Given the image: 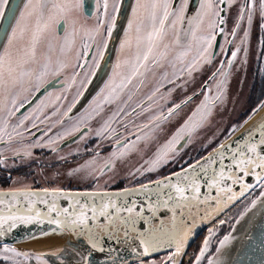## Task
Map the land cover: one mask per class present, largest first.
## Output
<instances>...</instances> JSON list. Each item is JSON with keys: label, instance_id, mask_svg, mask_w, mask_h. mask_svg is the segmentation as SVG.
I'll use <instances>...</instances> for the list:
<instances>
[{"label": "snow or ice", "instance_id": "snow-or-ice-1", "mask_svg": "<svg viewBox=\"0 0 264 264\" xmlns=\"http://www.w3.org/2000/svg\"><path fill=\"white\" fill-rule=\"evenodd\" d=\"M130 8L111 74L88 107L73 116L93 77L102 63H107L105 54L118 27L123 0H94L89 14L85 0H23L22 6L0 0V20L7 21L0 26V166L7 167L5 152L21 161L33 158L36 148L56 154L59 143L69 137L76 138L75 153L79 155V142L95 136L98 141H109L111 151L102 157L99 143L96 149L85 148L93 155L67 171L69 177L98 178L134 153L143 158L153 145L156 147L151 157L131 175L158 172L192 143L194 133L212 121L217 108L223 109L229 78L248 63L253 28L258 26L264 34V0H199L192 12L190 0H135ZM61 25L63 35L58 33ZM218 34L225 41L220 54L227 59H217L214 49ZM260 46L264 55V37ZM205 71L215 92L205 82L199 93L193 89L192 95L167 106L165 113L173 92L180 89L187 93L196 74ZM54 81L61 84V94L55 97L48 92ZM166 84L172 87L162 93ZM144 87L149 88L148 93L134 101ZM42 90L45 98L27 113L17 115ZM69 91L72 100L63 108L59 102L67 100L64 93ZM198 95L203 99L191 115L175 131L166 133L164 124ZM260 108H264V101L252 110L253 114ZM251 119L249 115L244 124ZM93 121H98V126L93 127ZM235 131L233 127L232 133ZM161 134L165 135L163 143ZM234 143L235 148L232 142H220L207 155L186 162L180 171L149 178L139 187L119 192L104 188L77 193L62 188L36 189L10 176L12 186L0 189V240L21 227L48 225L53 233L83 242L79 246L69 242L67 247L50 253L59 264H96L95 253L106 257L100 264H184L186 248L198 225L218 218L254 187L243 177L253 176L259 195L249 197L235 216L218 219V225L227 222L234 232L254 209L264 210V117ZM211 144L208 140L202 146ZM67 158L58 157L65 162ZM225 159L231 163L226 165ZM237 184L238 193L233 190ZM204 186L207 192H202ZM213 190L215 195L211 194ZM137 194L144 196L147 214L143 206L137 210L136 200L129 203L128 197ZM61 199L67 201L66 207L59 203ZM121 199L123 203H119ZM215 235L209 229L188 264H231L226 259L233 241L231 232L217 238L214 255H206ZM69 249L73 260L66 262L63 254ZM45 255L20 251L8 243L0 245L3 264H30L33 257L37 264H49Z\"/></svg>", "mask_w": 264, "mask_h": 264}, {"label": "flooded vegetation", "instance_id": "flooded-vegetation-1", "mask_svg": "<svg viewBox=\"0 0 264 264\" xmlns=\"http://www.w3.org/2000/svg\"><path fill=\"white\" fill-rule=\"evenodd\" d=\"M228 27H231V21L229 22ZM262 37H264V34L261 33L259 27H254V32L252 33V59L249 69L248 84L252 88V92L249 95V108L246 112L242 113L239 118L242 120H246L248 116L253 113L252 110L255 109L261 103V101L264 100V73L261 72V68H264V55L261 54L262 49L260 46V40ZM223 44H225L224 38L221 45ZM217 59H227V57L220 54V48L217 52ZM208 74L209 73L207 71H205L204 73H197L196 81L195 83H191L188 85L187 93L182 92L180 89L174 91L168 101V104L164 107L165 113L167 111V106H170L173 101L179 103L181 99L185 98L188 95H192L193 89H195L199 93L201 88L204 86L205 82H207L208 86H211L213 88L214 84L211 81H207ZM170 87H172V85L166 84L165 88L161 89V92H165L166 89ZM60 90L61 84L59 81H57L54 88L49 92L52 93L53 97H55L56 95L61 94ZM148 91V87L142 88L141 91L137 94V96L134 97V101L142 98L146 93H148ZM45 95L41 99H44ZM64 95L67 96V100H62L59 102V104H61L63 108H66L72 100V91L64 93ZM199 96L202 95L194 96V98L196 99ZM194 100H192L191 103H193ZM35 104L32 107H28L29 105L26 104L25 107L22 108L20 113H18L17 115L27 113L31 110V108L35 107ZM160 104L164 105L165 102L160 101ZM182 111L183 108L179 110V114ZM178 116L170 118L169 122H166L164 124L163 127L165 128L166 133L170 130V126L172 124L176 125ZM139 119L144 120V117H141ZM96 126H98V121H93V127ZM40 127L44 128L46 126L40 125ZM56 130L57 129H53V132H55ZM32 131L36 132V135L39 136L40 133L36 129H33ZM133 131H135V129H133ZM173 131L174 130H172L171 132ZM228 131L229 127H227L221 135H225ZM72 138L74 137H69L65 141H68ZM163 138H165V135L161 134L160 141ZM63 142H60L58 145V153L53 154L47 148H36L33 149V158L25 161L14 159L10 152H5L4 155L7 157V167L0 166V189H7L8 187L12 186L11 180L9 179V177L11 176L12 178H19L21 183L31 185L33 188L36 189L49 187L62 188L68 191H90L95 190L97 188H104L106 190H120L124 188L139 186L140 183H147L149 178L157 179L161 178L162 176L171 175L173 171H180L182 167L186 166V162H194L196 159H199L200 155H202V152L204 151L203 147L197 148V146L192 142L191 144L181 149L180 156L161 167L158 172H146L143 176H141L139 173H137L135 176L131 175L135 168L139 167L143 163L144 159H148L151 157L152 154L150 153V150L147 149L143 153V158H141L139 154L134 153L126 162L118 163L113 171L106 172L100 178L86 180L69 177L67 175V171H69L73 167H76L78 164L84 163L85 160L90 158L93 153L85 151V148L96 149L98 143L100 144L98 150L100 151L101 156L106 157L111 151L110 142L107 140L98 141L95 136H90L86 141L79 142V155H76L75 153V150L77 148V141L71 146L61 148L60 146ZM140 147L143 148V145H141ZM0 148H3V145H0ZM69 153H72V155H68ZM59 156H67V161L65 162L59 160ZM120 172H123L124 175L118 177L117 175ZM111 183L116 184L112 187V189H110L108 185ZM225 228V224L218 225V223H216L211 229H213L217 235L221 233V229L224 230ZM206 234L208 235V231L206 232ZM212 238V242L215 243L216 240H213ZM185 258L184 263H187L188 260L185 261Z\"/></svg>", "mask_w": 264, "mask_h": 264}, {"label": "water", "instance_id": "water-1", "mask_svg": "<svg viewBox=\"0 0 264 264\" xmlns=\"http://www.w3.org/2000/svg\"><path fill=\"white\" fill-rule=\"evenodd\" d=\"M12 2L19 4L21 6L23 4V0H12ZM123 3H124V9L122 10V15L120 19L118 20L117 30L114 32L113 39L112 41L109 42V47L105 54V59L107 63H102L101 69L98 71L97 75L93 77L92 83L88 85V90L84 93V96L80 98L79 103H77L76 107L73 109V112L71 114L73 116L79 115L81 112L84 111L85 108L88 107L89 103L92 101L96 93L99 92L100 88L104 86V82L107 80L108 75L111 74V65L115 63V60H116V49L119 46L120 38L123 37V28L126 27L127 25L126 18L131 12L130 5L135 3V0H123ZM198 3H199V0H190V12L194 11V9L198 6ZM85 4L87 6L86 14H89L92 11L94 0H85ZM6 23L7 21L0 20V26H3ZM253 32H254V28H253L252 33ZM58 33L60 35H63V25H61L58 28ZM252 33L250 36L248 63L246 66L240 68L239 71L234 70L232 76L229 78V82H231L233 78H235L236 76L240 75L239 83L241 85L249 84V69H250V64H251V59H252ZM223 38L224 37L222 35H219L217 37L215 49H214L216 53L218 52L220 45L222 44ZM2 40H3V34H2V31H0V41ZM237 64H239V59L237 60ZM247 75H248V78L246 79ZM56 83L57 81L53 82V86H50L48 88V92L54 88ZM227 89H228V85H227ZM214 92H215V87L213 85V93ZM44 95H45V92L43 90L40 93H37L36 97L33 98L32 104L29 105L28 107H32ZM194 99L195 98L193 97V100ZM202 99L203 97L199 96L198 98L194 100L193 103L189 102L187 105H182V108H183L182 112L190 111V115H191V112L195 109L197 104H199V102ZM251 116H252V119L249 120L247 124H244L243 122L242 123L243 127H238L237 131H235L234 133H231V136H228L223 142H232V146L235 148L234 142L242 138V133H244L246 129L250 128L252 125L256 124L258 121H260L261 117H264V108H260L259 111H257L255 114L252 113ZM171 126H173L174 128H171ZM171 126L168 132H171L172 130L175 131V128L179 127L180 124L176 123V125L172 124ZM222 136L223 135H221V137ZM256 139H259L258 133L256 135ZM76 141L77 140L74 137L68 141L63 142L60 147L66 148L74 144ZM207 153L205 155H207ZM224 163L227 165L231 163V161L228 159H225ZM238 175L242 176L241 173H238ZM100 177L101 176H99L98 178ZM85 179L92 180V179H97V178L89 177ZM243 179L245 183L251 184L254 187L250 191L246 192L244 197H240L239 199H237L228 209L225 210L224 213H221L218 218L211 219V220H208L207 222L199 224L194 232L193 237L190 238L189 245L186 248V253L188 252L190 247L194 244V242L197 241L204 234L206 230H208L212 225H214L218 221V219L225 218L228 214H230L233 210H235V208L241 205L244 201L248 203L249 197L255 198L256 196L259 195L260 188L256 180L253 178V176L250 174L247 177H243ZM228 183H230V181ZM136 187H139V186L130 187V188H136ZM233 190L238 193L240 191L239 184L234 185ZM108 191L119 192L122 190H114V191L108 190ZM67 192L77 193V192H84V191L72 190V191H67ZM202 192H207L206 186L202 188ZM211 194L215 195V190H213ZM144 199H145L144 196L139 195V194L128 197L129 203L132 200H136L137 210H139V208L143 206L147 214V209H146V205L144 204ZM59 203L61 204V206H64V207L67 206V201L64 199H61ZM119 203H123V200L121 199ZM39 207L43 209L44 206L40 205ZM244 207L245 206H243L241 210H243ZM262 211L264 210H261L258 207L257 209H254L253 212H250L248 216L245 217L244 221H241L239 225L235 226L236 231L234 232H232V229L229 227V223H225L226 231L224 232V235L231 232L233 236L232 244L228 247L227 256H226V259H228L231 262V264H261V261H264V243H262V241H264V215L261 214ZM253 213H255V215ZM42 232H48L49 234L42 235ZM248 236H251V239H248ZM222 238L223 236L220 237V239ZM50 239H58L62 243H59L57 245L48 246V247H44L42 245H35L36 243H39L41 241L50 240ZM69 242H71L72 244L76 246H79L80 244L83 243L82 241H77L75 238L69 237L66 234L60 235L59 233L51 232V229L48 225H44L43 228H40L35 225H31L27 228L21 227V228L16 229L7 238L0 240V245H2L3 243H8L16 247L20 251H28L32 253H45L46 255L44 258L47 259L49 264H59L57 257L50 255V253L57 251L59 248L67 247ZM107 246H108V242L106 240L105 247L107 248ZM217 246H218V242L215 243L214 247L206 255H214L215 248ZM63 259H65L66 262L73 260L70 249L63 254ZM93 259L96 262V264H100V262L106 259V257L102 253H95L93 256ZM0 264H3L2 260H0ZM30 264H37L35 257L32 258Z\"/></svg>", "mask_w": 264, "mask_h": 264}, {"label": "rangeland", "instance_id": "rangeland-1", "mask_svg": "<svg viewBox=\"0 0 264 264\" xmlns=\"http://www.w3.org/2000/svg\"><path fill=\"white\" fill-rule=\"evenodd\" d=\"M248 78V75L246 79ZM240 75L236 76L233 78L231 82L228 84V89H227V102L223 106V109L217 108L212 121L205 125L203 128L198 129L196 133L193 135L192 142L197 146V148L203 147L202 145L207 144L208 140L212 141V144L209 145L208 147H203L204 151L202 152V155H205L208 151L212 149L213 146L217 145L218 143L224 141L228 136L229 133H232V128L233 127H239L244 120L239 119L241 114L246 112L249 108V95L252 92V88L249 85H241L239 83ZM260 105V104H259ZM258 105V106H259ZM257 106V107H258ZM256 107V108H257ZM255 108V109H256ZM190 115V111L188 112H182L178 118H177V124H181L184 119L187 118V116ZM229 127V131L221 137L222 132ZM171 128H174L171 126ZM165 138H163L160 143H163ZM155 145L149 148L150 153L155 150ZM201 157V155H200ZM124 173L120 172L118 173V177L123 176ZM110 189H112L113 186L116 184H108ZM237 210H233L229 216H235ZM226 218V217H225ZM224 219V218H223ZM221 233L217 234L214 236L212 239L216 240L215 243L217 242V238L221 237V234L226 231V229H221ZM209 234V230H208ZM208 235L206 232L195 242V244L191 247L190 251L188 252L187 257L185 258L186 260H189L190 257H194V253L198 251L199 246L202 245L203 239L207 237ZM215 243L212 242L210 244V250L214 247ZM184 264H188L184 263Z\"/></svg>", "mask_w": 264, "mask_h": 264}, {"label": "bare ground", "instance_id": "bare-ground-1", "mask_svg": "<svg viewBox=\"0 0 264 264\" xmlns=\"http://www.w3.org/2000/svg\"><path fill=\"white\" fill-rule=\"evenodd\" d=\"M59 243H62V242L58 239H50V240H46V241H41L39 243H36L35 245H42L44 247H48V246H52V245H57Z\"/></svg>", "mask_w": 264, "mask_h": 264}]
</instances>
